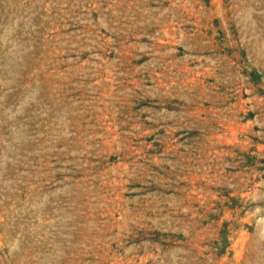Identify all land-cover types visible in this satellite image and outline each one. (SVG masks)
I'll use <instances>...</instances> for the list:
<instances>
[{
  "label": "rangeland",
  "instance_id": "rangeland-1",
  "mask_svg": "<svg viewBox=\"0 0 264 264\" xmlns=\"http://www.w3.org/2000/svg\"><path fill=\"white\" fill-rule=\"evenodd\" d=\"M0 264H264V0H0Z\"/></svg>",
  "mask_w": 264,
  "mask_h": 264
}]
</instances>
